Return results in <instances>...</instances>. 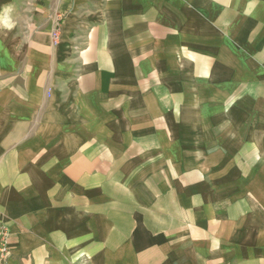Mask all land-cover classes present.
Returning a JSON list of instances; mask_svg holds the SVG:
<instances>
[{
    "label": "crops",
    "instance_id": "crops-1",
    "mask_svg": "<svg viewBox=\"0 0 264 264\" xmlns=\"http://www.w3.org/2000/svg\"><path fill=\"white\" fill-rule=\"evenodd\" d=\"M0 222V264H264V0H0Z\"/></svg>",
    "mask_w": 264,
    "mask_h": 264
},
{
    "label": "built area",
    "instance_id": "built-area-1",
    "mask_svg": "<svg viewBox=\"0 0 264 264\" xmlns=\"http://www.w3.org/2000/svg\"><path fill=\"white\" fill-rule=\"evenodd\" d=\"M58 25L52 30L51 36L53 43H57L59 39ZM10 250L8 242V230L5 224L0 222V260L6 258Z\"/></svg>",
    "mask_w": 264,
    "mask_h": 264
}]
</instances>
